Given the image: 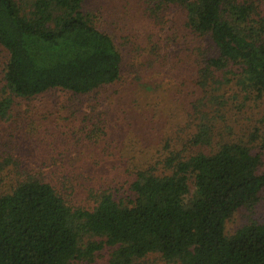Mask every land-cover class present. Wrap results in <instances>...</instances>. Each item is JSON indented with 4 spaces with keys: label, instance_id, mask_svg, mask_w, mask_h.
<instances>
[{
    "label": "trees",
    "instance_id": "16d2710c",
    "mask_svg": "<svg viewBox=\"0 0 264 264\" xmlns=\"http://www.w3.org/2000/svg\"><path fill=\"white\" fill-rule=\"evenodd\" d=\"M106 1L0 0V120L58 130L73 138L66 150L80 152L56 160L63 154L53 148L47 172L29 165L10 180L1 171L0 264H142L151 255L167 264H264V222L225 234L227 220L264 190V0ZM170 10L182 12L204 51L189 76L196 86L177 91L186 100L157 91L165 106L144 94L121 110L130 86L116 100L93 96L129 79L113 34L150 29ZM149 50L148 72L131 80L142 79V90L159 70L150 65L158 48ZM166 63L163 71L178 69ZM169 104L174 119L160 124ZM92 149L118 156L99 187L82 165ZM89 160L94 168L103 159ZM102 252L110 253L100 262Z\"/></svg>",
    "mask_w": 264,
    "mask_h": 264
},
{
    "label": "rangeland",
    "instance_id": "374dc122",
    "mask_svg": "<svg viewBox=\"0 0 264 264\" xmlns=\"http://www.w3.org/2000/svg\"><path fill=\"white\" fill-rule=\"evenodd\" d=\"M92 1L93 4L96 3L97 1H102L103 3L107 2L106 0H92ZM136 11H137V6H136ZM102 12H103L102 16L104 17V19L108 23L112 24L113 19L110 17L109 13L105 10H103ZM124 13L125 15H129L130 12L126 13L124 11ZM137 19L141 20L139 18ZM143 29L145 28H141V26H138L135 29H133L131 32L117 33L116 31V34H113L125 55V60H126L125 74L129 76V79L128 80L122 79L121 81L118 82L116 86H114L113 92L115 94H112L109 90H104L102 94L100 95L96 94L93 96L95 97L99 96L101 100H104L109 96H111L114 97V99L116 100L117 96H120L121 94L123 95V92H121L123 88L126 86H130L129 87L131 89L130 91L124 90L125 94H128L127 97L124 100L121 99V102L124 101L125 103H127L128 106L123 107L119 105V109L121 110L128 109L129 106H131L136 102L138 103H140L141 101L143 102L144 94L146 95L149 94L150 96L154 97L157 91L160 95L166 92V97H165L166 100H169L171 103L175 102L176 104L180 105L186 99L179 97L177 95V91L182 89V91L185 94L189 91V88L192 89V87H189V85L196 86L195 82L190 81L189 76L191 75L192 72L195 73V69L199 65V63L196 61L195 54L201 55L204 52L203 48L200 47L199 42H197L194 39V36L186 30L183 21V14L181 11H177V10L166 11L162 15V21L158 22L157 25L154 24L150 29L147 30L146 29L143 30ZM151 46H156L158 48L159 56L150 65L153 66L151 68H159V70L157 72L149 74L148 76H145V83H147L150 86L151 85L150 82H153L155 85H151L150 90H146V89L142 90L138 86L142 82V79L141 81L138 80L131 81V80L137 75L141 76L143 75L144 72H148L146 68L147 65H143L142 68L141 64L143 61L151 57L149 50V47ZM165 56H168V58ZM166 60L168 63L172 65H175L177 62H179L178 69L170 73V71L172 70V66H171V70L168 69L166 71H163L162 68H164V66L167 64ZM161 62H163L164 65H161ZM139 72L141 73L138 74ZM117 93H120V95H117ZM147 98H148V102H150L149 105L147 102L146 104L147 108L151 109L149 108L151 105V98L150 97ZM23 102L24 104L20 106L21 112H24L25 110L28 111L31 106L26 105L28 104V102L26 101ZM157 102L161 103L159 108L165 106V102L163 101H157ZM104 103L105 104L102 106V108L107 109L109 107V102L105 100ZM38 109L39 110L38 111L36 110L35 114L40 113L41 109L40 108ZM160 111H161L160 114L159 112L157 114V116L160 117L162 120L160 124H165V121L168 118L172 120L174 119L176 110L171 109L170 104L167 112L163 111V109H161ZM259 112H257V116L258 118H261ZM114 114L118 115V113H114ZM37 116L38 115H36L35 117ZM112 116H110V118H112ZM27 122H29V120ZM11 123L3 122L0 120V174H2L1 171L7 172L8 176L10 177V180L14 178V175L17 170L19 169L22 170L23 168H26L29 165L35 166V169H33L34 172H38L39 170H41V168L43 169L42 171L45 172L52 170L53 166L49 165V162L47 160L54 156L48 157L49 155L47 153H50L53 148L55 149L61 148L60 154H63L62 156H60L58 153L57 156H55L56 160L58 158L73 159L75 158V156H77L80 153V152L70 153L68 152V150H66V142L73 140V138L60 133L58 130L56 131L49 130V132L43 134L39 131L31 132V128L33 130L32 125H28L25 122L24 125L21 127H18L15 121H12ZM257 123H255L254 126ZM27 125L28 127H26ZM53 128L55 127L50 125L49 129H53ZM110 128H111V133L113 134H115V129H118L117 127L112 128L111 124H110ZM35 129L39 130L41 129V126L37 124L35 126ZM135 130L137 131V129ZM119 131H123L122 125L119 127ZM27 133L30 134L33 133V136H28ZM63 140L65 141L64 145H63ZM261 143L262 142H259L257 149H261ZM72 145L75 146V143H72ZM105 151L106 154L104 155L103 150L102 152H99L98 150L92 149L90 151V154H88L91 157L95 156V158L103 159L102 161H100V164H98L97 167L91 168L88 165V162L91 161L89 160L91 157H88L86 160L84 159L82 162V165H84L88 170L87 176H89V174L91 173L89 169L94 170V173L97 175L96 177H93L90 182V184L96 187L101 186L100 175L108 174L111 170L115 168L114 167L115 161H118V156L110 155V152H108L107 149ZM84 156L85 155H83L82 157ZM33 160H39V161L46 160L44 161L46 166L40 167V164H43L42 162H39L38 165H34V163L30 162ZM123 164L126 165L127 167V164L125 163ZM262 171H264V166L262 168ZM1 183L2 180H0V184ZM263 222H264V190L261 192L259 200L255 206H253L252 208L243 207L239 209L229 220H227L225 224V234L227 236H230L246 225L252 223L260 224ZM109 253L110 252H102L100 262L106 260L108 258ZM142 264H167V263L162 261L159 255H151L147 259H145Z\"/></svg>",
    "mask_w": 264,
    "mask_h": 264
}]
</instances>
